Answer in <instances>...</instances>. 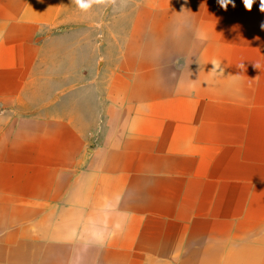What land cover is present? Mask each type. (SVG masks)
I'll return each mask as SVG.
<instances>
[{
  "label": "crops",
  "instance_id": "1",
  "mask_svg": "<svg viewBox=\"0 0 264 264\" xmlns=\"http://www.w3.org/2000/svg\"><path fill=\"white\" fill-rule=\"evenodd\" d=\"M260 2L0 0V264H264Z\"/></svg>",
  "mask_w": 264,
  "mask_h": 264
},
{
  "label": "clouds",
  "instance_id": "2",
  "mask_svg": "<svg viewBox=\"0 0 264 264\" xmlns=\"http://www.w3.org/2000/svg\"><path fill=\"white\" fill-rule=\"evenodd\" d=\"M77 4L81 3V0H76ZM218 3L221 8L224 10H227L228 6L231 4L233 7H235V4L233 3V0H218ZM255 3V0H243V4L246 10L251 11L253 4ZM260 10L264 12V0H261L260 2Z\"/></svg>",
  "mask_w": 264,
  "mask_h": 264
}]
</instances>
